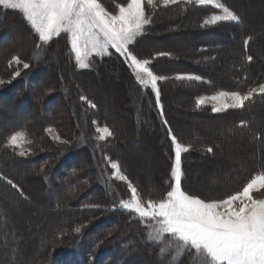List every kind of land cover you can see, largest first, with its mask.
Masks as SVG:
<instances>
[{
	"label": "trees",
	"instance_id": "trees-1",
	"mask_svg": "<svg viewBox=\"0 0 264 264\" xmlns=\"http://www.w3.org/2000/svg\"><path fill=\"white\" fill-rule=\"evenodd\" d=\"M222 1L240 16L241 22H225L224 25L220 27H226L225 29L231 32L228 36V40L224 42L221 40L218 42L217 39L219 38L216 37V46L213 49L210 47H198L196 53L194 54V59H204L207 64L209 62L214 63L217 57L216 59L215 57H209V55H207L209 51L210 53H213L214 56H216L218 53L231 50L235 44H238L242 54L241 61L238 62L236 74L241 71L243 77L238 78L239 81H228L226 83L214 82L208 72L203 71L194 63L186 64L184 60L179 58L178 53H176L174 50L169 51V48L164 50H156L159 48L153 49L151 47H139V44L148 38L150 31L153 30L154 27L159 26L155 21L166 14H174L175 17L172 19V21L181 23L186 20L187 16L195 13L196 23L199 31L203 32L202 29L208 31L207 28L209 27L206 26L205 28L203 21L207 19L211 13L209 6L197 7V5L178 3L164 7L156 6V8L152 10L151 8H147L149 14L148 16L153 14L151 23L145 27L143 34L139 36L134 44L130 45V47L134 49L135 54L138 55V58L149 59L151 61L149 67L153 70L154 74L167 77V79L158 82L160 91L159 105L156 103L155 94L151 87H145L136 80L133 70L129 67L128 62L119 54L115 53V50H112L114 52L111 51L112 54L107 57H94L92 63L93 66L89 69L75 67L73 65V62H75L74 55L71 51V45L69 39L67 38V34H62L56 38H53V40L48 44H44L43 42L39 41L37 34L33 29H31V26L23 18L20 12L9 9L7 10L0 6V18L4 20L3 23L0 22V43L5 46L4 53H2L3 55L1 56L4 59H7L9 56H18L21 61L28 60L29 58L27 62L29 63L30 68H32L34 57L40 55L39 53H41V56H43V63L38 65L36 64V69L32 71L30 75L18 78V80L12 86H10V88L0 92V103L6 106L5 108L8 111L21 113L23 116H26L27 119V122H21L13 126H8L0 134V174H3L8 179L12 180L13 183L18 186L19 191L17 188H13L11 185H9L3 179H0V187L9 190V192L20 199L28 200L24 185L9 170V162H13V164L16 162H19L18 164L33 163L32 168L36 167L38 164L37 161L41 162V164H45L46 162V170L42 175L44 182L51 184V177L45 175L47 170H53L54 172H57L62 182L68 183L73 188L69 194V197L66 198L67 206L72 208L71 212H73V214L80 215V218L75 219V221H73L66 228L65 232L59 231L54 235L53 239L47 244L46 250L43 254V261L39 264H131L133 261L132 259H134L132 251L139 249L142 252L149 249L155 254V258L162 259L159 251L162 245H154L147 240L146 227L148 222L141 221L137 216L130 214L120 207L121 200L130 198L129 191L127 188H125L126 185H123V195L115 192L113 194V190H110L112 191L111 194L110 191L107 193V189H105L96 180V165H94V161L90 160L93 150L101 151L104 157L108 156L113 160L118 161L124 174L127 175L129 179L134 181V184H136L137 189H139L142 198L145 200H159L165 197L166 191L169 190L168 185L170 183V166L174 163V146L168 133L169 126L171 127L172 132L177 136L180 143L187 146L190 145L191 151L184 152L182 154V188L190 194H196L200 198L206 200L222 199L227 195L233 194L236 191L242 189V187L254 174L259 171H264V163H259L254 169L249 167L251 172L246 173L237 182L232 181L234 184L230 185L226 190L223 188L225 185H222L219 186V188L222 189L220 192L218 190L210 194H203L204 192H201L200 190V192H196L197 187H195V180L190 178L189 181L188 179L187 171H189L190 167L189 160L198 155L202 157L206 156V153L210 155L215 154V146H210L213 148V152L209 153L207 152L206 147H202L201 141L191 137H185L174 125L169 108L167 106L168 98L165 97V91L170 88H184L185 91H189L192 109L190 110V114L192 116H201L202 114H206V116L211 119L224 118L226 119L227 123H229L230 120H233L234 130H249L250 132L254 131V127L251 126V122L249 120V114L254 112L255 107L264 101L262 99H258L256 96L251 101H247L243 109H229L221 113L213 112L211 106L199 107L196 103V97L199 94H212L219 91L243 92L247 85L256 81L255 79H252L254 75L253 73L251 74L248 72V68L256 61V57L254 56L255 53H253L254 50H252V45L254 42L259 40L257 37H254L252 40H249L247 48L244 47L243 41L249 38V36L245 35L246 33L248 34V32L244 34L242 33V36L240 35L239 37H236L232 33L233 29L238 28L239 30H242L245 27L243 14L240 10L235 8L233 3H231L229 0ZM101 2L109 11L112 10V12H115L117 10V6L125 3V0H101ZM234 3L236 2L234 1ZM211 9L214 8L211 7ZM18 25L24 29V32L28 38L27 40L25 39L24 43L27 44H25V46H27L29 49L33 47L31 54H29L30 56H25L26 50L23 48L24 45L13 47L16 41H10L9 39V31L11 32L16 26L18 27ZM218 32L212 33L216 34ZM57 46H60L63 52L65 51V55L62 56V59H65V61L67 60L70 66V68L67 69L69 73H71L73 70L71 67H75V85L74 82L71 83L69 85V91L65 89V86L63 88L65 81H63L64 77L61 76V73V80L59 81L54 77L55 70L49 69V66L46 67L49 65L48 62L45 64V60L48 58V56H46L47 52L52 51ZM21 53H24V55ZM159 53H169L173 55L176 54V56L171 58L168 57L169 55L164 56L159 55ZM248 55L253 57V60L250 63L246 60ZM260 55L261 59L264 60V50ZM167 63H174L176 66H173L172 68L167 67ZM107 64H116L126 75V78L131 81L132 85L140 84L141 87H145L148 90L146 94L151 105L150 111L153 115H150L149 117L154 118L155 124L157 128L160 129V132L162 133L166 142V164L162 163L164 169L162 172H159V174L163 175L167 171V175L165 176L159 192L148 193L145 191V189H143L141 184L136 183L137 181L127 168L124 158L115 152V146H117L116 144L119 142L118 140L122 139L116 120L113 118H108L102 113L103 109L99 100L93 94H91L85 86V81L88 79L95 80L97 72L104 69ZM25 70L27 69L24 68L23 71ZM177 75H199L202 77V80H178L176 79ZM262 79H264V77ZM119 87L122 88V86ZM142 90L145 89L142 88ZM25 91L27 92L26 95L24 94ZM29 95L34 96L35 100H30ZM82 96L86 97L88 102L85 103L82 101ZM74 103L76 104L75 106H73ZM90 104H94L96 107L93 108L89 106ZM161 106L163 109V114H161ZM43 109L50 111L53 117L51 119L41 120L39 117L41 114L39 113ZM28 110H30V114L27 115ZM63 110H65V113ZM78 110H85V114H88L87 128L89 130L85 132L86 134L91 135V133L97 129V126H107L110 127V129L114 132V136L109 138L106 142H93L92 147L82 146L77 148V145H79V142L83 137V131L79 129L78 120L76 117ZM71 120L73 122H71ZM165 120L167 121V125L164 123ZM93 121L96 123H93ZM241 121L244 122L243 125H241ZM73 123L75 124V129H73ZM263 125H259L256 129L264 130ZM47 127L57 128L59 135L63 139L62 142L59 143L54 139H51V135L47 132H44L45 128ZM20 130L25 131L27 134V139L31 140L30 144L27 143V147L33 151L32 156L38 158L37 160H32V157H19L17 155L16 149L7 146V138L9 135H11L14 131ZM79 134L81 138L79 137ZM257 137L259 138L257 139ZM257 137L256 139L261 141L263 136L261 137V134L259 133ZM64 141H67V143H64ZM236 142L238 141L234 140L232 144L238 145V149L236 150L238 151V154L248 153L255 148L253 143L246 141H239L238 143ZM219 146L220 145L218 144V147ZM247 147L250 149L247 150ZM80 158H84L85 162H81ZM247 163L249 166H251L252 160L247 161ZM216 164L217 162L215 161H209V167H214ZM94 190H96L95 196L85 200V198ZM259 196H261L260 193ZM57 206H60L59 202L57 203ZM77 227L81 229L79 233L75 231ZM129 229H132V234L137 236L143 242L142 246L139 247L136 246L135 243H130L127 241V237H124L123 234H126ZM51 253H53V255ZM50 254L52 256H50ZM162 260L168 261L167 258ZM175 264H193V261L189 259L188 255H184L178 257Z\"/></svg>",
	"mask_w": 264,
	"mask_h": 264
},
{
	"label": "rangeland",
	"instance_id": "rangeland-1",
	"mask_svg": "<svg viewBox=\"0 0 264 264\" xmlns=\"http://www.w3.org/2000/svg\"><path fill=\"white\" fill-rule=\"evenodd\" d=\"M229 1L243 14L245 26V30L244 28L242 30L237 28L233 29L232 33L236 37H239L242 33L248 32V34L246 33L245 35L251 37V40L254 37H257L259 40L257 41L258 43L254 42L252 45L256 61L248 68V72L254 75L252 79L256 81L245 87L243 92H246L250 87L258 86L259 83L264 82V79H262L264 77V60L261 59L260 55L264 50V0ZM234 1L236 3H234ZM221 2L223 1L221 0ZM180 3H184V0H181ZM169 5H164L163 0H156V6L158 7ZM198 6L199 5H197V7ZM144 8L146 17L152 18L153 14L148 16L147 8H151L152 10L156 7L153 8L148 5L145 0ZM209 9L211 13L207 19H210L213 14H221L220 10L215 8V10L211 9V6H209ZM117 10L115 12H117ZM174 17V14H166L160 19H157L158 21L156 20L155 22H157L159 26L154 27L153 30L150 31L148 38L142 41L139 47L159 48L156 50L169 48V51L174 50L178 53L179 58L184 60L186 64L194 63L203 71L208 72L214 82L226 83L228 81H239L238 78L243 77L241 71L236 74L238 62L241 61L242 54L238 44H235L231 50L218 53L216 56L209 51L207 53L209 57H215V59L217 57L214 63L209 62L207 64L204 59H194V54L198 47H210L213 49L216 46V37L219 38L217 39L218 42L221 40L223 42L228 40V36L231 32L225 29L226 27H220L223 26L225 22L205 25V28L206 26L209 27L207 28L208 31L202 29L203 32H201L196 23L195 13L187 16L186 20L181 23L172 21ZM0 22L3 23L4 20L0 18ZM18 27L20 26L18 25ZM18 27L16 26L11 32L9 31V39L10 41H16L13 47L24 45L23 48L27 51H25V56H30L29 54H31L33 47L29 49L25 46V39L27 40L28 38L24 29ZM212 32H218L219 34ZM62 34L65 33H61L60 35ZM1 45L0 43V81H3V83H0V92L10 88L18 78L30 75L38 64L43 63V56L39 53L40 55H37V57L33 59L32 68L29 67L27 70L23 71V65L17 64L14 60V57L18 56H9L7 59L1 56L5 50V46ZM112 50L113 49H110L109 51L111 52ZM21 54L24 55V53ZM63 55H65V51L63 52L60 46H57L52 51L47 52L46 56H48V58L45 60V64L48 62L49 65L46 67L49 66V69L55 70L54 77L57 78V80L60 81L61 76L64 77L63 81H65V83H63L65 85H63V88L65 86V89L69 91V85L74 82L76 77L75 67L79 66L75 60V54L73 53L75 61L73 65L75 67L72 66L71 68H73V70L69 73L67 69H69L70 66L67 60L65 61V59H62ZM95 56L94 54L90 56L89 68L93 66L92 63ZM107 56L109 55L100 58ZM175 56L176 54H170L168 57L172 58ZM28 60L22 61L28 63ZM173 66H176V64L167 63V67L172 68ZM16 72H19L20 75L15 76L14 73ZM95 78V80L88 79L85 81V86L87 90L99 100L103 109L102 113L108 118H113L117 122L122 139L118 140L119 142L116 144L117 146H115L116 154L124 158L127 168L137 181L135 182L141 184L146 192H159L165 176L167 175V171L163 175L159 174V172H162L164 169L162 163L166 164V142L160 129L157 128L154 118L149 117L152 115V112L150 111L151 105L146 94L148 91L147 88L141 87L140 84H133V87L131 81L126 78V75L116 64H107L104 69L97 72ZM158 82L157 87L159 88ZM119 86H122V88ZM142 88L145 90H142ZM187 91H185L184 88H170L165 91V97L168 98L167 106L174 125L185 137H191L201 141L202 147L208 148L211 145L215 146V154L210 155L206 153V156L202 157L198 155L189 160L190 167L189 171H187L188 179L189 181L190 178L195 180V187H197L196 191L204 192L203 194H210L217 190L220 192L222 189L219 188V186L222 185L226 186L223 187L224 190H226L230 185L234 184L232 181L237 182L246 173L251 172L249 167L254 169L259 163H264V130L256 129L259 125L261 126L264 124V101L255 107L254 112L249 114L251 126L254 127L253 132L249 130H234L233 120L227 123L224 118L211 119L207 117L206 114L192 116L190 114V110H192L191 101L189 91ZM217 93L218 92L212 94H199L196 97V103L202 98L211 97ZM24 94L26 95L27 92L25 91ZM29 96L30 100H35L34 96ZM255 96L260 100H264V96L260 94H254L253 98ZM82 101L85 103L88 102L87 99H82ZM227 102L231 103L230 100ZM214 104L219 105L220 101L205 99L203 104L197 103L199 107H213ZM75 105L74 103L73 106ZM5 107L6 106L0 103V134L8 126L27 122L26 116L18 112H10ZM64 111L65 110H63V112ZM85 113V110H78V114L76 115L79 129L83 131L82 138L79 134L81 140L77 148L82 146L92 147L93 142H99L95 138L99 135L96 130L93 131L91 135L85 133L89 130L87 128L88 114L86 115ZM28 114H30V110L27 111V115ZM39 114H41V116H39L41 120H47L53 117L51 112L45 109L41 110ZM71 122L73 121L71 120ZM73 125V129H75V124L73 123ZM98 127L104 126H97V128ZM48 128H52L53 132L49 133L47 131ZM44 132L49 133L51 139L59 143L63 140L55 127H47ZM259 133L261 137L263 136L261 141L256 139ZM55 137H59V139ZM108 139L106 141H108ZM234 140L253 143L255 148L248 153L238 154V151H236L238 145L232 144ZM218 144L220 145L219 147ZM184 146L188 147L187 145ZM248 149L250 148L247 147V150ZM16 150L17 155L21 150L26 152L25 156H21L23 158L32 157V160L38 159L32 156L33 151L27 147L26 142L23 144L22 149ZM188 151H191L190 147H188ZM18 156L20 157V155ZM90 158V160L94 161V165H96L95 169L97 170V175L95 178L99 184L107 189V193L113 190V192L110 191V193L112 192L114 194L115 192L123 195V185H126L125 188H127V183L117 180L112 175L110 165L104 160L103 153L93 150ZM210 160L217 162L216 166L209 167ZM249 160H252L251 166L247 163ZM80 161L85 162V159L80 158ZM37 162L38 164L35 168H32L33 163L18 164L19 162H16L13 164V162H9V170L24 185L28 200L20 199L9 192V190L0 187V264H39L43 261V254L47 244L53 239L54 235L59 231L65 232L66 228L75 221V219L80 218V215L73 214V212H71L72 208L66 204V198L69 197L73 188L68 183H63L59 174L53 170H47L45 172V175L51 177V184L45 183L42 175L46 170V162L45 164H41L39 161ZM132 182L133 185L136 186L134 181ZM95 193L96 190L88 195L85 200L95 196ZM252 195L253 198H261L259 193L255 190L252 192ZM58 202L60 203L59 207L57 206ZM234 206L239 207V202H236ZM132 233V229H129L126 234L124 233L123 235L127 237L128 242L135 243V245L139 247L142 246L143 242ZM51 254L53 255V253ZM51 254L50 256H52ZM132 254L134 259H132L133 261L131 264H169V261L155 258V254L149 249L143 252L140 251V249L133 250Z\"/></svg>",
	"mask_w": 264,
	"mask_h": 264
},
{
	"label": "snow or ice",
	"instance_id": "snow-or-ice-1",
	"mask_svg": "<svg viewBox=\"0 0 264 264\" xmlns=\"http://www.w3.org/2000/svg\"><path fill=\"white\" fill-rule=\"evenodd\" d=\"M146 2L153 8L156 7V0ZM180 2L181 0H163L164 5ZM144 3L145 0H125V3L117 6L118 10L114 13L101 0H0L3 8L18 10L44 44L61 33L67 34L71 51L81 69L90 67L91 55L103 57L112 54L110 49L115 50V53L128 62L136 80L145 87H151L159 105L160 91L157 82L167 77L154 74L149 67L151 61L138 58L130 47L143 34L145 26L151 23V18L146 17ZM184 3L211 6L220 10L221 14H213L210 19H205V25L241 22L240 16L221 0H184ZM249 40L251 37L243 41L245 48ZM14 60L25 69L30 67L19 57H14ZM246 60L250 63L253 57L248 55ZM14 75L19 76L20 73L16 72ZM176 79L200 81L202 77L177 75ZM254 94L264 96V82L250 87L246 92L219 91L197 103L203 104L205 99L220 101L219 105L214 104L212 107L213 112L219 113L230 108L243 109L245 102L251 101ZM90 106L96 107L94 104ZM164 123L167 125L166 120ZM243 124L241 121V125ZM47 131L52 133L53 129L48 128ZM96 131L99 133L95 137L98 141H106L114 136V132L107 126L98 127ZM168 133L174 146V163L170 166L169 190L159 200L143 199L137 187L122 171L120 163L108 156L104 157L110 165L112 175L127 183L130 198L121 200L120 207L141 221L148 222L147 240L154 245H162L159 249L161 257L167 258L169 264H175L177 258L184 255H188L193 264H264V171L254 174L242 189L225 198H200L182 188V153L187 152L190 145L185 147L180 143L170 126ZM26 136L23 130L14 131L7 138V146L22 149L25 142L31 143ZM207 152H213V148L208 147ZM18 155L25 156L26 152L21 150ZM0 179L19 191L18 186L3 174H0ZM254 190L261 194V198H253ZM236 202H239V207L234 206ZM75 231L79 233L81 229L77 227Z\"/></svg>",
	"mask_w": 264,
	"mask_h": 264
},
{
	"label": "bare ground",
	"instance_id": "bare-ground-1",
	"mask_svg": "<svg viewBox=\"0 0 264 264\" xmlns=\"http://www.w3.org/2000/svg\"><path fill=\"white\" fill-rule=\"evenodd\" d=\"M121 91V90H120ZM132 160V159H131ZM201 180V179H200ZM197 192V191H196Z\"/></svg>",
	"mask_w": 264,
	"mask_h": 264
}]
</instances>
